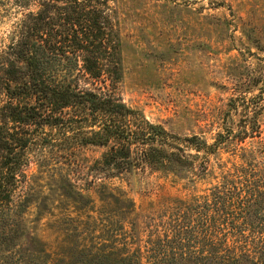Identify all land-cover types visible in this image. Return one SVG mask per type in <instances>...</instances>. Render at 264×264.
<instances>
[{
    "label": "trees",
    "instance_id": "16d2710c",
    "mask_svg": "<svg viewBox=\"0 0 264 264\" xmlns=\"http://www.w3.org/2000/svg\"><path fill=\"white\" fill-rule=\"evenodd\" d=\"M6 1L18 16L0 60V264H264V63L234 88L235 128L226 124L212 143L178 136L121 99L122 41L110 0ZM90 144L106 147L96 167L110 174L149 168L203 179L210 154L224 149L232 159L217 164L216 182L200 193L163 202L146 239L133 201L111 190L130 228L108 223L97 243L51 251L26 220L36 203L26 168H44L50 188L79 213L95 211L57 168Z\"/></svg>",
    "mask_w": 264,
    "mask_h": 264
},
{
    "label": "rangeland",
    "instance_id": "374dc122",
    "mask_svg": "<svg viewBox=\"0 0 264 264\" xmlns=\"http://www.w3.org/2000/svg\"><path fill=\"white\" fill-rule=\"evenodd\" d=\"M110 5L122 41L118 93L125 104L173 134H196L208 143L226 124L235 128L240 114L229 110L230 98L237 96L234 88L250 84L257 65L264 63L259 61L264 59V0H110ZM17 16L9 1L0 2V60ZM254 92L251 88L245 96ZM105 151L86 145L72 153L70 162L57 165L92 200L95 211L79 213L50 188L44 168L35 162L26 168L36 202L26 220L51 251L97 243L94 237L105 233L108 223L130 228L120 203L109 197L111 190L133 201L131 217L139 224V238L146 239L163 202L200 193L216 182L217 164L232 159L224 149L210 154L211 173L203 179L186 170L166 176L149 168L110 174L96 167Z\"/></svg>",
    "mask_w": 264,
    "mask_h": 264
}]
</instances>
